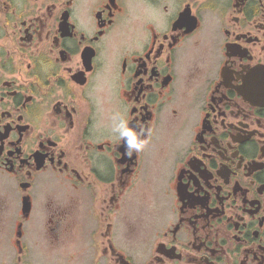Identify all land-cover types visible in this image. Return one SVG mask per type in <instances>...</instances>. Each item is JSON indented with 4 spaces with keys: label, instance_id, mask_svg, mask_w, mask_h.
Here are the masks:
<instances>
[{
    "label": "flooded vegetation",
    "instance_id": "obj_1",
    "mask_svg": "<svg viewBox=\"0 0 264 264\" xmlns=\"http://www.w3.org/2000/svg\"><path fill=\"white\" fill-rule=\"evenodd\" d=\"M0 264H264V0H0Z\"/></svg>",
    "mask_w": 264,
    "mask_h": 264
},
{
    "label": "clouds",
    "instance_id": "obj_2",
    "mask_svg": "<svg viewBox=\"0 0 264 264\" xmlns=\"http://www.w3.org/2000/svg\"><path fill=\"white\" fill-rule=\"evenodd\" d=\"M112 131L123 140L125 155L129 158L134 154H139L146 147L147 140L140 139V136L144 134L143 130L141 129L138 135L137 131L129 126V122L118 114L112 117Z\"/></svg>",
    "mask_w": 264,
    "mask_h": 264
},
{
    "label": "rangeland",
    "instance_id": "obj_3",
    "mask_svg": "<svg viewBox=\"0 0 264 264\" xmlns=\"http://www.w3.org/2000/svg\"><path fill=\"white\" fill-rule=\"evenodd\" d=\"M161 180H162V182H163V179L161 178ZM14 204L16 205V206H19V202H18V199L16 198L14 201ZM53 256H54V254H53ZM53 256H52V254H50V255H48L47 256V258H48V260H50L51 262H53L54 260H53Z\"/></svg>",
    "mask_w": 264,
    "mask_h": 264
}]
</instances>
